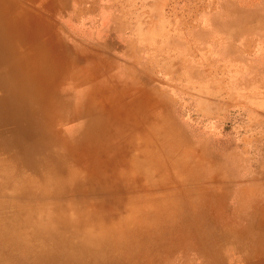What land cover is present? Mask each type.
<instances>
[{
    "label": "rangeland",
    "instance_id": "obj_1",
    "mask_svg": "<svg viewBox=\"0 0 264 264\" xmlns=\"http://www.w3.org/2000/svg\"><path fill=\"white\" fill-rule=\"evenodd\" d=\"M88 75L114 109L70 122L69 89ZM13 76L38 103L0 104V125L35 132L25 114L43 104L56 117L29 143L42 161L0 167V199L23 200L0 202V264H264V0H0L1 103L16 101ZM19 146L0 136V166ZM67 173L88 191L34 198ZM65 205L94 244L54 232Z\"/></svg>",
    "mask_w": 264,
    "mask_h": 264
},
{
    "label": "bare ground",
    "instance_id": "obj_2",
    "mask_svg": "<svg viewBox=\"0 0 264 264\" xmlns=\"http://www.w3.org/2000/svg\"><path fill=\"white\" fill-rule=\"evenodd\" d=\"M72 3H73V1H72ZM15 18L16 17L14 15L8 14L7 20L9 22L16 21L17 18L16 19ZM30 20L31 21H29L28 24H27V25L30 26V28L28 27V30L33 29L34 28V23L37 22L36 18L34 19V17H32ZM28 35H29V32H28ZM72 42H73L74 45L78 46L77 48L81 49L82 52H87L88 51L89 53H95L96 54L95 50L98 51V49H99L98 47L94 46L95 49H93V50L92 49L85 50V47L89 46V45H86V44L82 45L81 42L78 39L77 40L74 39V41H72ZM88 57H90V56H88ZM100 58L101 57H99V59ZM50 61H51L52 64L55 63L54 59H51ZM33 68L34 67H31V68L27 67L26 70L27 71L29 69L33 70ZM100 73H103V71L101 70ZM70 74L72 75L73 78L75 77V73H74L73 70H71ZM89 76L90 75L85 76V77H76L75 78L76 80L73 82L74 85H72V87L69 89L68 94L69 95L72 94L71 96H74V100L76 101V103H78L75 107L72 108V111L70 113V118L68 120L70 122H73V120H75V119L77 120V118H80V120L89 121L90 118H91V114L93 113L94 109L97 110V109H99L102 106H107V107L112 106L111 108L114 109L113 108L114 107L113 104H115V103H113V101L115 102L116 98H114V100L112 99L113 101L110 99V95H108L110 89L105 87V90H102L98 86V84H99L98 80L96 78L95 79L91 78V80H90L88 78ZM65 77L67 78L68 75L66 74ZM21 80H22V78L19 79V78L15 77V76H13L12 78L8 79V82H9L8 85L9 86H13L14 83H15V88L17 90H14V92L8 93V92L11 91L10 89H8L7 93L4 92V91H2V93L3 94H5V93L6 94H10L11 97H13L14 94H15L16 101H14L13 99H11L12 101H8V99L5 98L6 101H3L2 103L0 101L1 106H2V104H4L6 106V104L13 103V102H14L13 104H22V105H25V104L26 105H32V104L38 103V101L35 99V95L34 94L31 97V95H29V94L24 92V88L27 89L28 87H30L31 85H30L29 82H34V80L29 81L28 79H25V81H24V79H23L22 80L23 82H21ZM55 80H56L55 77L52 78V79L43 78L42 83L44 82L46 84V89L45 90L47 91L48 94L51 92V90L54 89L55 84L53 83V81H55ZM105 81H106V79H105ZM107 84H109V83H107ZM90 86H92L93 89ZM2 87H3V85H2ZM19 88L21 90L18 92ZM0 92H1V90H0ZM17 96H18V98H17ZM107 97H109V98H107ZM34 100H35V102H34ZM41 103H44V102H41ZM49 105L50 104H43L42 105L43 107H41V108L44 109V107H45V108L48 109V107H49V109H50L48 111L49 113H45V111L43 110L44 111L42 113V115H44L43 117H39L40 116L39 113H31L30 115L25 114L26 116H30V117H33V115H36L37 127H36L35 132H34V127L32 125H29V124H26V123H22V124H20V123L9 124L8 123L6 125H0V136L2 138H5V139L9 138L13 142L19 143L20 146L15 148V151H16V153H18V157H19V155H21L20 156L21 158H18L19 160H17L14 156L9 157V160H8L9 162H6L4 165L1 163L2 165L0 167L8 168L9 166L14 165L15 169H18L17 171H19V170H22V169H25V168L28 169L32 165L42 161V158L41 157L39 158L38 155H35L34 157L32 156V154H31V152H32V147L31 146L32 145H30L32 143H30V142H31L32 139H34V141H36L38 139V137L42 138V137H40V135L43 136V134H44L43 131L46 129V127H48V125H47L48 123L47 122H49V120H51V119H55L56 114L53 112L54 109L52 110V107L49 106ZM87 113H89V114H87ZM25 115H23V116H25ZM39 118L40 119L43 118L45 120V122L43 121V123L40 124V121H42V120H40ZM69 124H71V123H69ZM17 141H20V142H17ZM62 144H63V146H62L63 149L67 148L69 150L71 148L67 141H63ZM38 149H39V146H35V144H34V150L36 151ZM35 158H37V159H35ZM33 160H34V163H33ZM43 160H44V158H43ZM56 166L62 167V164L60 165L58 163H53L52 167H56ZM58 170H59V168H58ZM72 176H73V174L67 173L66 174V180L72 181V179H74ZM95 176L96 175H93V177H95ZM83 184H84L83 186H81L82 184L79 185L81 187H79L77 185L74 186L75 183H74V180H73L72 184H70V186H68V187L64 186V187L61 188V190L60 189L57 190V188H55L53 190H50L47 193H43L40 196L34 194V198L38 199V200L39 199L40 200H47L48 202L60 201V200H64V199H67V198H70V197L71 198H73V197L77 198V196H79V192L81 190L88 191V188L91 186L90 183H83ZM8 197L10 199H8ZM22 201L23 200H21L17 196H13L12 197V196H7V195L4 196L3 199H0V202H3V203L4 202H9V203H12V204H17V203H20ZM25 201H27V200H25ZM78 206L82 207L81 205H78ZM66 208L67 209H73L75 207H73V206L69 207V206L65 205L64 207H60L59 209H55L54 213L51 214L54 218H59V216H60V218H62V217L64 218L65 217V219H63L61 221V224H60V225H63V224H65V225L64 226H58V224L56 223V226H58V227H57V230H55L56 228H54V232L63 233L65 229L67 230L69 228L70 232L71 231H74V233L77 232L76 235H79L80 237L87 239L89 241L87 245L94 244V243H91V239H90V237H88V234L83 236V234H85V228L83 226H81V225H80L81 227L77 226L78 222H80L79 220L78 221L75 220V221H73L71 223L70 222H66V218L68 219L67 215L69 213V211H66ZM16 212H19V211H16ZM19 218H21V216H16V220L17 221L19 220ZM59 231H63V232H59ZM58 244H59L58 242L52 243V245H54L52 247H55ZM12 246H14V247H12L14 250H16L18 253H21L23 251V249H24L23 247L25 245H12ZM38 247L44 250L47 246H42V247L38 246ZM35 249H38V248L36 247ZM76 251L77 252H81L82 250L76 249ZM23 253H25V252H23ZM31 253H34V248L32 249ZM21 254H20V256H21Z\"/></svg>",
    "mask_w": 264,
    "mask_h": 264
}]
</instances>
